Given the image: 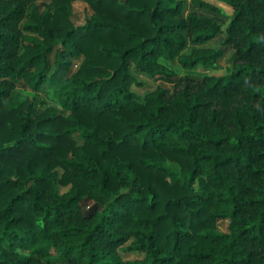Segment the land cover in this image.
Instances as JSON below:
<instances>
[{
	"label": "trees",
	"instance_id": "16d2710c",
	"mask_svg": "<svg viewBox=\"0 0 264 264\" xmlns=\"http://www.w3.org/2000/svg\"><path fill=\"white\" fill-rule=\"evenodd\" d=\"M74 1L0 0V264H264V0H220L226 30L182 0H82L77 25ZM224 32L230 73L165 63L215 64L184 50ZM132 64L173 92L138 101ZM49 80L60 108L16 90Z\"/></svg>",
	"mask_w": 264,
	"mask_h": 264
},
{
	"label": "rangeland",
	"instance_id": "374dc122",
	"mask_svg": "<svg viewBox=\"0 0 264 264\" xmlns=\"http://www.w3.org/2000/svg\"><path fill=\"white\" fill-rule=\"evenodd\" d=\"M203 1L208 3L209 6H202L193 0H182L183 8L181 17H186L187 14L192 11H199L202 14L212 17L218 22L222 23L224 30H226L227 25L234 16L233 7L220 0ZM49 2L50 0H37V3L41 5L42 9H45ZM92 13L93 10L87 2L82 0H76L73 2V19L77 25L84 24L87 20V17ZM225 38L226 33L224 32L223 34L214 38V40L211 42H206L204 44H193L189 42L184 50V53H190L194 48H222L223 54L215 64H199L194 68L186 69L183 68L177 60H174L172 62L165 61V63L177 72V78L191 76L193 78L199 79L206 75H224L230 73L232 71V63L235 56V49L232 45H224ZM82 60L83 57L72 59L71 74H73L79 68ZM131 71L141 82H143L142 85L133 84L131 86L132 90L136 92L137 100L140 102H144L145 95L155 90L161 84H163L161 86H165V88H167L169 94H171L174 90V83H169L163 80L153 78L143 72L139 67L134 64L131 65ZM61 84H63V82L54 83L49 80L40 88L39 91L26 90L20 87L16 88V90L21 98H33L37 109L40 111L44 110L47 107L60 108L59 100L55 95V91L60 87ZM167 165L178 171L180 170V167L177 163L167 161ZM69 188L70 185L60 186V191L64 193L68 191ZM228 224L229 221L226 219L219 220L218 228L221 231H227ZM130 243L131 241H128L127 243L122 245L116 252L117 259L122 263L142 259L145 256L144 252L129 250L128 246L130 245ZM109 260L112 259L109 258Z\"/></svg>",
	"mask_w": 264,
	"mask_h": 264
},
{
	"label": "crops",
	"instance_id": "0c3cea01",
	"mask_svg": "<svg viewBox=\"0 0 264 264\" xmlns=\"http://www.w3.org/2000/svg\"><path fill=\"white\" fill-rule=\"evenodd\" d=\"M214 39H212V40H210V41H208V42H211V41H213ZM161 85H163V84H161ZM163 87H165V86H163Z\"/></svg>",
	"mask_w": 264,
	"mask_h": 264
}]
</instances>
